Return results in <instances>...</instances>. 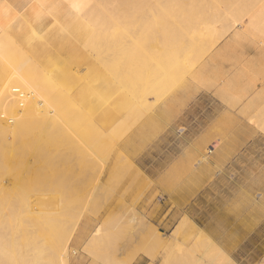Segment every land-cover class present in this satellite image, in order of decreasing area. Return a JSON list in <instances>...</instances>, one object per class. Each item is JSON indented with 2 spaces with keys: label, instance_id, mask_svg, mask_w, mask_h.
I'll return each mask as SVG.
<instances>
[{
  "label": "rangeland",
  "instance_id": "1",
  "mask_svg": "<svg viewBox=\"0 0 264 264\" xmlns=\"http://www.w3.org/2000/svg\"><path fill=\"white\" fill-rule=\"evenodd\" d=\"M89 1L90 4L94 3V0ZM62 2L60 0L43 1L46 3V5L44 4L47 6L46 8L58 7L62 13L66 9L70 10L67 2ZM97 8L95 5L96 14L102 13V8ZM219 18L211 20L212 26H209L211 31L203 28L206 35L210 34L207 40L219 37L220 35L217 36L216 33L221 34V24L228 23L227 17ZM219 21L222 22L216 23ZM231 21L229 20V23ZM80 22L87 25L90 30L93 27L82 19ZM50 27L47 29L49 30ZM94 27L98 30V25ZM113 27L117 28L114 29ZM119 27L120 25L113 22L105 23L102 28L106 30V33L102 28L99 31V33H104L103 38L100 37L99 40L96 38V42L93 40L92 43L86 42L85 38L70 36L73 38L68 44L71 47L60 49L61 51H58V48L55 51V47H51V53H47L50 55V59L44 54L37 55L36 48L32 50L34 48L27 47L29 51L23 48H14L10 51L11 55H8L11 57L0 59V64L7 68V72L2 69L0 75L13 72L14 67L12 69L10 65H16L17 68L21 66L35 74H47V71L56 66L57 74L62 69L67 68L71 70L73 82L76 84V101L78 103L92 102L94 97L102 91L104 84L112 82L113 79L120 78L124 74L122 62L119 59L120 55L115 51L117 46L120 48V44H118L121 42V38L118 36ZM109 28L114 29L115 32L110 34L112 30ZM51 29H53L51 34H54V26ZM212 30L217 32L214 33ZM213 33L214 35H212ZM6 37L7 34L2 33L0 42L4 41ZM115 38L120 41H116ZM100 40L105 41L104 48L102 45L104 42L99 43ZM203 40L207 46L202 51L207 50L201 51L205 57L203 56V58L201 54L203 59L200 61L203 62L200 63L201 65L197 64V69L206 64L207 56L210 53L211 55L214 54L217 49L222 47L228 37L224 41L222 40L220 47L216 46L215 51L214 48L208 51L210 45L208 47V42H205L206 39ZM250 40L248 39L240 48L231 52L230 58L226 62H216V65L211 67V70L216 73L208 79H204V82L207 80L205 83L200 81V85L199 83L197 85L186 74L185 78L173 88L170 95L165 94V96L159 97L161 92H158L159 94L150 98L151 104L149 102L147 107L141 108L142 110L145 108L143 111L138 109L137 115L134 113L136 109L131 112L132 117L135 118L136 116V119L131 117L133 122L129 121V114L128 119L124 121L133 124V127L127 123L128 129L125 128L126 131L122 129L123 132H121H125L126 135L120 134L124 138L121 137L120 140L114 137L116 140L114 139L115 143H113L115 146L112 145L114 149L111 148L112 153H108L109 150H106L111 147L108 144L111 142L108 137H111L109 134L118 136V129L125 127L122 123L114 124L112 128L114 133L112 134V129H110L108 133H111L108 134V137L106 132L105 137L109 142L104 139L106 148L103 150L106 153L103 152V154L100 153L102 148L99 149L95 144L96 139L103 140L105 134L101 138H89L86 144H90V147H87L84 140L70 130L69 125L67 126L70 129L62 124L59 139L63 199L59 197L53 198L54 201H47L46 215L49 218H54V223L52 221V225L50 223L47 225L48 229L52 230L51 227H53L54 231L51 236L50 234L47 236L45 233L44 236L48 239L44 236L45 239H42V236L36 237L35 242L38 244V250L43 254L39 252V256L42 258V261L41 258L38 259L39 264H59V258L53 256L56 253L52 248H49L51 242L56 239V232L58 237L59 233L64 234L65 245L69 247L67 264H135L139 259H145L148 264H229V258H232L237 264H264V134L257 127L264 123V115L260 110L263 108L264 99L262 92L264 87V45L255 40ZM113 41H116L114 44H117H112ZM6 42L8 43V41ZM109 44H112L113 47ZM81 45L85 53H82ZM99 46H102L103 49ZM113 49L116 53H112ZM21 50L25 51L24 54L29 57L23 56ZM54 52L57 55L53 54ZM184 53L186 54V52ZM58 55L59 60L57 62ZM111 55L113 56L111 57ZM54 57H56V63L53 61ZM25 58L27 60L31 58V60L29 59L30 62L32 59L37 60L36 62L32 61L34 62L32 65L38 66L36 68L31 66L29 69L31 63L29 65V60L27 62ZM10 59L17 62L12 61L13 64ZM70 59L71 61H69ZM45 60L51 61V64L49 62L48 65L45 64ZM39 61L42 66L39 65ZM8 62L10 65H7ZM26 62L28 63L27 66ZM52 64L55 65L53 68ZM91 64H97L99 68L95 67L96 69L93 70L94 67L92 68ZM43 65L46 66L43 67ZM95 72L100 75L98 80L93 79ZM238 72L243 75L242 78L241 75L238 78L236 75L239 74ZM130 73L133 74V72ZM218 73L228 76L222 77L221 75L220 78L218 75V78ZM212 76L216 80H212V82L218 83V85L214 83L215 88L210 86V84L213 85ZM226 78H229L228 81L239 79L237 82H239L238 84L241 83L243 88L246 84L242 85V83L248 81L245 83H248L250 88L246 87L249 90L247 89V93L240 99L237 95L234 96L236 100L234 97L230 99L228 96L227 98L224 94L223 97L219 88L222 83L227 82ZM184 82H188L189 86H187L188 83L183 85ZM190 83L193 84V87ZM206 83L209 84L208 88L210 87L211 90L207 89ZM60 87L57 90H60ZM132 87L141 89L142 85L138 84ZM173 95L179 96L178 101H172ZM80 97L83 99L81 100ZM199 100L204 105H201L200 113L196 112L193 118L200 117L204 120L207 118L208 125L204 133L200 135L199 145L188 146V142L192 138L191 134L195 133L189 132L188 126L185 130L181 129L180 123L185 122V118H189L188 113H190L191 104L198 103ZM251 101H253V106L250 104ZM167 103H172V106L166 110H161ZM232 103L233 105H231ZM245 104L250 108L247 107L249 111L246 113L245 107H243ZM154 113L155 115H153ZM252 117L254 119H251ZM121 124L124 127H121ZM143 124L144 127H142ZM185 125L188 123L185 122ZM65 128L66 132H64ZM67 136L70 138L68 139ZM220 139L223 141L219 142ZM70 143L72 144L69 145ZM213 143L220 144H218L215 153L209 154L208 149ZM200 153L211 158L213 164L211 166H197L196 161ZM101 155L108 157V163L104 161L107 157L103 160ZM126 161V165L135 163L144 171L148 181H144L145 177L140 175L134 166H132L133 171L128 166L126 169L124 167ZM122 169L128 170V174ZM125 174L127 175L125 176ZM32 197L34 198V196ZM185 217L190 218L201 229L207 230L206 232L225 252L221 251L222 249H219L210 239H201L204 236L203 233L188 230L191 236L197 239L195 241L189 239L190 234L188 233L185 236L184 232H174ZM56 218L59 220L57 221ZM83 223L86 224L83 225ZM62 224L63 226H61ZM49 225H51L50 228ZM95 229L99 230V237L93 241L92 232ZM155 231L159 235L165 233L170 242L163 246L156 239L154 240ZM80 232L85 234L82 238L78 235L81 234ZM73 249L77 251L73 252ZM35 253L38 255L37 251ZM34 256L36 259L39 258Z\"/></svg>",
  "mask_w": 264,
  "mask_h": 264
},
{
  "label": "bare ground",
  "instance_id": "2",
  "mask_svg": "<svg viewBox=\"0 0 264 264\" xmlns=\"http://www.w3.org/2000/svg\"><path fill=\"white\" fill-rule=\"evenodd\" d=\"M43 1L46 0H0V35L2 33L4 35L7 34L4 41L5 39L8 41V43L3 40L0 42H3L0 44L3 49H0V59L11 57L8 55H11L10 51L14 50V48H23L29 51L27 47L34 48H30L32 50L36 48L37 55L44 54L50 59V55L47 53H51V47H55V51L57 48L58 51L65 49V47L69 48V41L70 39L73 40L70 36L85 38L88 43H92L93 40L96 42V38L99 40L101 37L102 39V35H104L103 32L99 33L100 28L105 23L110 24L113 22L120 25V33L118 34L121 38V42L118 43L120 48L116 45L118 49L115 48V51L120 55L119 59L122 62L124 74L120 78L104 84L102 91L94 97L92 102L78 103L75 97L77 90L76 84L73 82V74L67 68L56 74L57 66L53 68L56 63V57L53 58L55 62L52 64L53 69L47 71V74L44 72V74H35L21 66L17 68L15 67L16 65H10L8 62L9 64L7 65L12 66V69L14 67L13 72L0 75V264H39L38 259L41 256H39L38 244L35 242L36 237L42 236V239H48L44 236L45 233L47 236L49 234L51 236L54 231L53 227H51V230L48 229L47 225L51 224L52 221L54 223V218H49L46 214L47 201H54V199L59 197L63 199L59 139L62 124H65L66 127L69 125L71 129L68 128L78 135L79 138L83 139L86 144V141L91 137V139H94L93 137L101 138L104 134L105 137L106 132L108 137L109 133H114L112 129L114 124L122 123L125 127L122 124V126L119 125L124 128L118 129V136L109 134L111 137H108V139L111 142L108 144L111 147L106 149L107 151L109 150V153L112 145L115 146L113 144L115 140H121V137L124 138L120 134L126 135L125 132H121H123L122 129L124 131L128 129L127 123L131 126L133 125L128 121L125 122L128 119L127 116L134 112L135 109L134 113L137 115L138 109L149 105L152 96L160 92L161 95L159 97L169 93L185 78L186 74L197 85L200 81L204 82V79H208L212 74L216 73L211 70V67L216 65V62H226L230 58L229 54L236 48H240L248 39L264 45V0H94V3H91L93 6L89 0H60V2L63 1L62 3L64 1L67 2L68 7H70V10L66 9L64 13L58 7H52L53 9L46 8L47 6H44V4L46 5L48 1L46 3H43ZM95 5L98 7L97 9L102 8V13L96 14ZM219 17H227L228 23L225 24L223 22L225 25L221 24V34H218L219 32L216 33L217 31L215 32L216 28L212 30L217 36L220 35L219 37L216 36L217 38L215 39L207 40L210 34L206 35L203 28L211 31L209 29V26H212L211 20ZM80 19L87 22V24L93 25V27L91 26L92 29L90 30L87 25L81 23ZM219 20L222 19L219 18ZM229 20L232 21L229 23ZM221 22L216 23L219 24ZM216 23L215 25H217ZM96 25H98V30L94 27ZM49 26H54V34H51V30H53L51 27L49 30L47 29ZM109 29L114 30L112 28ZM112 31H109L110 34L115 32V30ZM203 36L204 38H202ZM226 37H228V40L220 47V43ZM203 39L208 42V47L210 45L208 51L213 50V48L215 51L216 46L219 45L220 48L214 54L212 53L211 55L210 53L207 56L206 64L202 65V67L199 66L200 68L197 69V64L203 62L200 60L205 57L201 53L202 49L207 46V43H203ZM115 40L120 41L116 38ZM116 41H113L112 44ZM101 42H104L102 44L104 48L105 41L100 40L99 43ZM112 44H109V46L113 47ZM99 48L103 49L102 46H99ZM115 51L113 49L112 53ZM20 52H23V56L29 57L24 54L25 51L21 50ZM20 52L19 54H21ZM83 52L85 53L84 50ZM53 54L56 53L54 52ZM201 54L202 57L204 56L203 58ZM31 58L29 59L31 60ZM47 58L45 59L47 60ZM57 58L58 62L59 55ZM26 60L27 58H25ZM30 60L29 69H31V66L34 68L35 66L32 64L37 61L32 59L34 62H30ZM12 61L11 63L13 64L17 62ZM41 61L43 60L41 59ZM48 62L50 63L51 61ZM48 62L46 61L45 64ZM40 64L42 63L39 61ZM97 64H91L90 66L94 67L93 70H95L99 68ZM2 69L7 72V68L0 64V71ZM247 70L246 72H248ZM40 72L42 73L41 70ZM130 72H133V74ZM218 72L220 73V71ZM219 73L217 74L218 78L219 76L221 78V75L222 77L228 76L225 74V76L223 74L219 75ZM97 74L95 72L94 80H98L100 75ZM236 75H238V78L240 75L241 78L243 76L240 73ZM110 76L112 78V75ZM226 79L227 82L222 83L220 90L218 89L222 96L224 94V96L226 95L227 98L229 96L231 99V97L237 95L240 99L249 90L246 88L249 87L248 83H245L248 81H245L244 84L242 83V85L246 84L245 89L240 85L241 83L238 84L239 82L237 81L239 79L232 81H228L229 78ZM212 80H215L214 77L213 79L211 78V82ZM214 83L212 82L213 85L210 84L212 88L218 85V83L215 85ZM57 84L59 87L61 86L60 90H57L59 88ZM138 84L142 85L141 89L132 87ZM208 86L209 84L206 85L207 89H210ZM262 92L264 95V87ZM80 99L82 100L83 98L80 97ZM234 99L236 100L235 97ZM252 103L253 101L250 102L253 106ZM245 105L242 106L245 107L246 113L249 111L247 110L249 106ZM262 105L263 108L260 110H262L264 115V99ZM255 109L257 110V108ZM131 117L132 115L130 114L129 121L133 122ZM133 119H136V116ZM251 119L254 118L252 117ZM257 127L264 132V123L262 126ZM125 128L127 129L125 130ZM110 129L112 130L108 133ZM65 130L66 128L64 132L67 131ZM67 137L69 139L71 135ZM114 137L117 138L115 139ZM104 139L106 140V137L103 140L96 139V144L94 143L99 149L102 148L100 152L102 154L105 152L103 149L106 148L103 142ZM73 144L75 145V143ZM86 146L90 147V144H86ZM100 157H103V160L106 158L103 155ZM106 159L104 161L108 163V157ZM126 164L127 161L124 164L127 169L126 166L128 165ZM132 166H134L133 163H129L128 168L131 171H133ZM127 171L125 173L128 174ZM56 220L58 221L59 219L56 218ZM181 223V228L183 227L185 232L186 229L197 233L203 232L198 230L187 217ZM44 225H47V228ZM51 225H49V228ZM82 229H84L83 226ZM50 230L51 232H49ZM80 233L78 235L82 238L85 234ZM59 234L58 237L56 232V239L51 242V247L49 248H52L54 253H56L53 256L59 258V264H67L66 259L69 256V247L65 245L64 234ZM92 236V240L95 241L99 237V230L95 229L92 232ZM153 236L154 240L156 239L163 246L170 242V239L168 240L165 234L159 235L155 231ZM36 251L38 255L35 253ZM76 251L73 249V252ZM34 255L39 258L36 259ZM229 264L236 263L230 260Z\"/></svg>",
  "mask_w": 264,
  "mask_h": 264
},
{
  "label": "crops",
  "instance_id": "3",
  "mask_svg": "<svg viewBox=\"0 0 264 264\" xmlns=\"http://www.w3.org/2000/svg\"><path fill=\"white\" fill-rule=\"evenodd\" d=\"M188 82H184V83H182L183 85L184 84H187ZM191 84V83H190ZM187 86H189V83H188V85ZM191 86L193 87V84H191ZM190 86V87H191ZM173 92V90H171L169 93H167L166 95H170L171 93ZM165 96V95H164ZM176 95H173L172 96V101L173 102H175V101H178V97L179 96H177V97H175ZM204 105V103L203 102H201V100H199L198 101V103H196L195 102V104H191V107H190V113H188L190 116H189V118L187 117V118H185L184 119V121L186 122V123H188V125H185V122H181L180 124H181V129H183V130H185L186 129V126H188L189 127V132H191V133H195V134H191L192 135V138L190 139V141L188 142L189 144H188V146H191V145H199L198 143H199V140H200V138H201V134L202 133H204V131L206 130V128H207V125H208V120H207V118H206V120H204L203 118H193V115L197 112L198 114L200 113V111H201V108H202V106ZM172 106V103H167V104H165L162 108H161V110H166L167 108H170ZM198 109H200V110H198ZM153 115H155V113L153 114ZM152 118V117H151ZM203 119V120H202ZM190 121V122H189ZM145 124V123H144ZM144 124L142 125V127H144ZM251 125V124H250ZM252 126V125H251ZM142 127H141V129H142ZM259 129V128H258ZM260 130V129H259ZM260 132L261 133H263L264 134V132H262L261 130H260ZM223 141V139H220V141L219 142H222ZM218 144H220V143H213V145L212 146H210V149H208V153L209 154H213V153H215V151H216V148H218ZM212 159L211 158H208V157H206V156H203V154L202 153H200V156L198 157V159H197V166H199L200 167V165H203V166H211L213 163H212ZM133 165L135 166V169L140 173V175H142L143 177H145V179H144V181L146 182V181H148V177H147V175H145V172L144 171H142L139 167H137V165H135V163H133ZM161 167V166H160ZM160 175H161V173H160ZM144 181H141V182H144ZM186 218V217H185ZM188 218V217H187ZM184 220V219H183ZM189 220L191 221V222H193L190 218H189ZM194 223V222H193ZM194 225L198 228V230H200L203 234H204V236H202L201 237V239L202 238H207V239H210L214 244H216V242L214 241V239L212 238V236L210 235V234H208L206 231L207 230H205V229H201L200 227H198L195 223H194ZM181 226H182V223H180V225H179V227H177L175 230H174V232H176V231H180V232H184V235L186 236V234L188 233V234H190V238L189 239H192V240H195V241H197V239L194 237V236H191V233H189L188 232V230L186 229V232H185V229L182 227L181 228ZM204 228H206L207 229V227H204ZM183 229H184V231H183ZM165 234V233H164ZM166 235V234H165ZM167 236V235H166ZM199 242V241H198ZM217 245V244H216ZM217 247L219 248V249H222V248H220L218 245H217ZM223 250V249H222ZM224 251V250H223ZM225 252V251H224ZM231 261H234L232 258H229ZM201 260H202V258H201ZM235 262V261H234ZM236 263V262H235ZM135 264H148V262L147 261H145V259H139ZM237 264V263H236Z\"/></svg>",
  "mask_w": 264,
  "mask_h": 264
}]
</instances>
